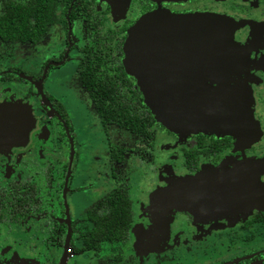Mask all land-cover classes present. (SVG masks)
Segmentation results:
<instances>
[{
    "label": "flooded vegetation",
    "instance_id": "1",
    "mask_svg": "<svg viewBox=\"0 0 264 264\" xmlns=\"http://www.w3.org/2000/svg\"><path fill=\"white\" fill-rule=\"evenodd\" d=\"M156 9H164L176 15L214 14L222 21L218 27H222L224 23L232 25V35L221 44L225 51L220 55V64L217 65L222 68H207L205 80L212 85L220 81H225L230 86L250 83L254 97L250 106L255 120L263 128V135L260 133L248 142L244 137L236 138L230 134L206 132L185 136L187 140H192L191 145L181 146L179 149L185 172L167 180L162 178L163 184L157 182L147 193L139 191L135 198L136 201L139 200L136 206L127 181L115 179L111 171L114 164L123 161L124 149L118 144L106 143L104 153L108 157L110 173L107 176L110 180L106 182L107 188L104 191L94 196L95 189L86 187L88 183L72 187L74 160L77 155L72 113L67 111L60 99L45 90L44 84L52 68H63L70 55L74 54V74L83 85L85 81L79 72V66L83 57H89L86 47L91 48L93 43L99 42L100 46L105 49L110 47V52H115L113 43L120 41L117 46L121 45L123 51L128 28L142 14ZM76 22L80 23L81 44H76L72 36L73 29L78 28ZM51 26H56L55 29L59 30L61 40L56 47L50 46V50H53L50 56L40 62L32 60L27 70L19 65L0 70V103L18 105L22 113H25L19 123L21 135L15 132L16 123H11L6 128L5 139L11 138L7 141L9 148L5 141L2 143L3 136L0 135V168L3 167L5 171L0 173V178L4 177L7 181H0V264H62L66 254L65 264H168L161 259H167L163 255H168V252L185 255L183 262L187 259V264H264V0H70L62 19L51 23L41 38ZM40 39L35 43H26L36 44ZM88 51L94 52L93 49ZM123 56L124 51L117 63H123ZM174 62L182 64L170 72L174 77H179L182 82L194 79L188 77L192 73L189 72L188 64L178 58ZM234 66L239 68L234 71ZM16 82L28 85L22 96L13 92ZM84 88L94 106L90 90L86 86ZM33 89L51 112L52 121L46 120V112L38 105ZM139 90L142 94L140 87ZM24 106L32 114V126L30 113L24 111ZM97 118L99 127L111 125L102 124L99 115ZM45 122L56 127V140L65 139L71 151L69 160L63 165V180L58 187L60 196L57 201L61 207L59 216H52L54 219L50 218L43 202V197H48V191L52 187L53 174L50 166L44 172V189L32 180H9L20 160L32 158L30 148L37 139L43 138ZM152 126L163 128L167 134H175L167 131L159 122ZM125 129L129 131L128 128ZM151 131L152 129L150 134ZM197 134L203 135L204 155L198 156L197 168L189 171L184 164L182 148L195 147ZM203 165L204 169L213 167L216 170L208 174L202 168ZM234 165L237 167H233ZM202 170L204 172L201 176L206 179L200 184L201 196L188 199L177 197L174 202L179 203L176 205L178 207L174 211L169 209L165 212L170 217V237L160 236L158 227L153 224L155 217L151 216V210L155 203L157 208L153 212L156 209L160 212V207L164 204L161 197L152 192L167 181L178 185V180L195 176ZM255 173L260 177L256 179ZM90 179H93L91 175ZM118 186L125 189L131 212L128 231L119 238L101 241L100 247H87L85 240L88 229L93 224L88 220L86 212L105 200ZM74 191L81 192L86 199V208L77 215L69 200L70 193ZM51 221L56 225L54 228L49 224ZM53 230L55 238L51 239L50 231ZM13 232L17 237L11 238L10 233ZM59 247L62 250L60 255ZM112 249L116 253H111ZM163 251L165 252L162 253Z\"/></svg>",
    "mask_w": 264,
    "mask_h": 264
},
{
    "label": "rangeland",
    "instance_id": "2",
    "mask_svg": "<svg viewBox=\"0 0 264 264\" xmlns=\"http://www.w3.org/2000/svg\"><path fill=\"white\" fill-rule=\"evenodd\" d=\"M75 24L78 25V28L73 29L72 36H74V42H76V44H81L79 37V29H81L80 23L76 22ZM55 27L56 26H51L47 34L36 44L18 42L2 43L0 41V70L5 67L16 65H19L23 70H27L32 60L40 62L50 56L53 51L50 50V46L52 48H54V46L56 47V44L61 40L59 30L55 29ZM73 61L74 54H71L69 61L63 68H52L53 70L44 84L45 90L60 99L67 107V111L72 113V120L76 132L75 149L77 150V155L74 160L75 168L71 185L74 187L75 185L88 183L86 187L92 190L95 189L94 196H98L100 192L104 191L107 188L106 182L110 180L107 176L110 173L109 162L107 161L108 157L106 153H104L107 149L106 143L111 142L116 145L118 144L124 149L122 152L123 161L114 164L111 171L112 174L115 175V179L127 181L129 193L134 198L135 205L138 206L139 200L137 199L136 201L135 198L139 195V191H145V193H147L157 182L158 184H163L162 178H166L167 180L170 177L173 178L185 172L182 167V157L179 149L181 146L188 147L191 145L192 140H187L186 137H179L177 134H167L163 128L160 129V127L157 126H152L149 138L134 131H127L125 128L116 124H109L106 128L99 127L97 125V123H99V119L97 118L98 112L96 113L97 109L95 105L93 106L86 92L87 89L84 88V86H86L85 82H83L82 85L77 81L74 74L76 64ZM236 68L239 67L234 66V71ZM235 85L239 91L243 90L247 93L249 99L254 100L253 89L250 83L247 84L246 82H242ZM27 89L28 85L25 83L16 82L13 85V92H15L14 94L17 96H22ZM32 92L37 102H39L38 105L45 110L46 120L52 121L53 116L46 104L42 102L43 99L41 96L38 95L34 89ZM43 127V138L37 139L30 148V151L33 153L32 158L30 160H20L17 167L15 168L16 165L14 166L15 172L13 175L9 176V180H32L44 189V172L46 168L50 166V171L53 174L52 187L50 192L48 191V197H43V202L45 204V210L49 212L50 218H52V216H59L61 204L57 203L60 196L58 187L63 180V165L69 160L71 151L65 139L56 140V127H54L52 123L47 124V122H45ZM225 130H229V128ZM229 131H231V129ZM222 132L223 131H218V133ZM259 132L263 135V128L260 124ZM117 151L119 152V150ZM233 167H237V165ZM202 168L204 169V165ZM206 168L204 169L206 172L216 170V168L213 167ZM0 169V173L3 174V172H5L4 168L1 167ZM204 170L198 172L195 176L201 175ZM240 170L241 169H239V171ZM219 171L221 170H217V172ZM255 174L256 179L260 177L258 173ZM90 175L93 177L92 180L90 179ZM0 181L2 183L7 182L4 177H1ZM179 181L180 183L183 181L186 183L197 182L190 176L184 177L178 180V182ZM168 182L169 181L165 182L166 184L163 186H161V184L152 194L155 193V195L159 196L160 189L172 186V184ZM83 196L81 192L77 191L71 192L69 195L70 203L75 208L74 213L76 215L82 213L86 208V199ZM199 203H201V201H199ZM153 205L154 209L151 210V216L155 217L153 218V224L158 227L157 231L160 232V236L166 238L170 237L168 232L170 217L167 216L165 212L169 209H173L174 211L178 206L164 204L163 207H160V212L158 209L153 212L155 208H157L155 203ZM49 224L52 228L56 226L52 221L49 222ZM10 234L11 238L17 237L14 232ZM54 235L55 230L50 231L51 239L55 238ZM8 242H10V240H8ZM61 252L62 250L59 247V255ZM114 252L115 250L112 249L111 253ZM164 252L165 251L162 253ZM168 255L170 256V260ZM168 255H163L167 256V259L161 257V259L166 260L168 264H187L185 263L187 259L183 262V257L185 255H178L176 253L171 254L170 252H168Z\"/></svg>",
    "mask_w": 264,
    "mask_h": 264
},
{
    "label": "water",
    "instance_id": "3",
    "mask_svg": "<svg viewBox=\"0 0 264 264\" xmlns=\"http://www.w3.org/2000/svg\"><path fill=\"white\" fill-rule=\"evenodd\" d=\"M220 22L219 16L208 13L176 15L164 9L144 13L127 30L123 64L127 72L137 78L144 102L167 131L179 137L206 132L230 134L236 138L244 137L248 142L260 134L248 94L239 91L236 85L228 86L225 81L212 85L205 80L207 68H222L217 65L225 51L221 44L232 35V25L224 23L218 27ZM176 58L188 64L189 72H192L188 77H193L192 81L182 82L170 73L182 66L174 62ZM26 107L23 108L30 113L32 126V114ZM23 114L18 105L0 103V135L8 148L7 141L11 138L5 139L6 128L16 123L15 132L21 135L19 123ZM192 177L197 182L183 181L160 189L161 202L177 205L179 203L174 202L177 197L200 196V184L206 178L203 175ZM66 257L67 254L62 264H65Z\"/></svg>",
    "mask_w": 264,
    "mask_h": 264
},
{
    "label": "trees",
    "instance_id": "4",
    "mask_svg": "<svg viewBox=\"0 0 264 264\" xmlns=\"http://www.w3.org/2000/svg\"><path fill=\"white\" fill-rule=\"evenodd\" d=\"M69 1L0 0V40L37 42L51 23L62 19L69 8ZM109 39L112 41L111 36ZM119 43H113L115 52H110V47L100 46L99 42L93 43L91 48L86 47L89 57L82 58L79 72L90 90L102 124H116L149 138L151 126L158 122L144 102L137 78L127 72L123 63H117L123 55L121 45L117 46ZM89 49L94 52L89 53ZM197 135L195 147L182 148L184 164L189 171L197 168L198 156L204 155L203 135ZM130 214L125 189L118 186L105 200L86 212L93 224L88 229L86 246L100 247L103 240L125 235L130 227Z\"/></svg>",
    "mask_w": 264,
    "mask_h": 264
}]
</instances>
